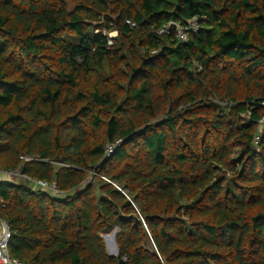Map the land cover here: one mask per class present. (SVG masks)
Returning a JSON list of instances; mask_svg holds the SVG:
<instances>
[{
	"label": "trees",
	"instance_id": "1",
	"mask_svg": "<svg viewBox=\"0 0 264 264\" xmlns=\"http://www.w3.org/2000/svg\"><path fill=\"white\" fill-rule=\"evenodd\" d=\"M263 120L264 0H0V170L64 194L0 182L23 264H264Z\"/></svg>",
	"mask_w": 264,
	"mask_h": 264
},
{
	"label": "built area",
	"instance_id": "2",
	"mask_svg": "<svg viewBox=\"0 0 264 264\" xmlns=\"http://www.w3.org/2000/svg\"><path fill=\"white\" fill-rule=\"evenodd\" d=\"M172 28H175L177 38L181 42H187L190 33H197L200 30L199 23L196 19L188 22L185 26L181 24H169L165 26L160 34L168 33ZM112 43H110L111 45ZM264 123V120L262 121ZM113 152V147H109L107 155ZM22 161L31 162L33 159L28 157L21 158ZM9 181L17 182L24 181L32 188L47 191L56 198H61L64 194L58 189L56 183L49 184L45 181L33 179L24 174L23 169L17 170H0V182ZM12 240V232L9 225L0 218V264H23L22 262L15 260L11 257L9 246Z\"/></svg>",
	"mask_w": 264,
	"mask_h": 264
},
{
	"label": "rangeland",
	"instance_id": "3",
	"mask_svg": "<svg viewBox=\"0 0 264 264\" xmlns=\"http://www.w3.org/2000/svg\"><path fill=\"white\" fill-rule=\"evenodd\" d=\"M112 37H115L116 35L115 34H111ZM113 234L115 235L116 234V231H113L112 233L110 234H107V235H104V240L106 242V245H107V248H108V252L111 254V255H117L116 253V247L114 245V240L111 239V237L113 236Z\"/></svg>",
	"mask_w": 264,
	"mask_h": 264
},
{
	"label": "water",
	"instance_id": "4",
	"mask_svg": "<svg viewBox=\"0 0 264 264\" xmlns=\"http://www.w3.org/2000/svg\"><path fill=\"white\" fill-rule=\"evenodd\" d=\"M113 239H114V245H115V247H116V249H117V245H116V242H115V235L113 234ZM116 253H117V255H118V249L116 250ZM117 255H113V256H117Z\"/></svg>",
	"mask_w": 264,
	"mask_h": 264
},
{
	"label": "bare ground",
	"instance_id": "5",
	"mask_svg": "<svg viewBox=\"0 0 264 264\" xmlns=\"http://www.w3.org/2000/svg\"><path fill=\"white\" fill-rule=\"evenodd\" d=\"M111 239H113V237H111ZM114 240V239H113Z\"/></svg>",
	"mask_w": 264,
	"mask_h": 264
}]
</instances>
